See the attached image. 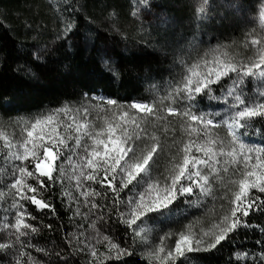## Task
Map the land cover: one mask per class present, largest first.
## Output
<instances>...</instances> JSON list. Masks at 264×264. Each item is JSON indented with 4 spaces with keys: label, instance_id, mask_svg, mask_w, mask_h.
<instances>
[{
    "label": "trees",
    "instance_id": "16d2710c",
    "mask_svg": "<svg viewBox=\"0 0 264 264\" xmlns=\"http://www.w3.org/2000/svg\"><path fill=\"white\" fill-rule=\"evenodd\" d=\"M261 5L262 0H0V129L12 135L21 129L19 122L34 121L64 106L81 114L88 108V116L93 117L100 113L99 100L93 99L99 97L124 106L156 103L160 109L171 106L180 111L191 103L196 114H208L219 123L232 111V100L226 102L225 97L235 73L213 86L210 95L219 99L201 95L194 102L175 97L174 103L159 102L181 81L186 65L202 57L210 59L213 50L229 51L240 61L255 58L250 41L264 35L259 23ZM200 7L203 14L198 12ZM69 23L73 27L66 32ZM262 86L264 81L246 77L243 94L249 101L264 99L258 95ZM159 114L165 119L148 117L154 126H147L163 145L154 174L165 172L188 138L180 117L168 116L166 111ZM212 133L230 147L226 126L221 124ZM238 134L248 146H264V118L250 121ZM5 151H0V191L9 193L12 165L4 161ZM66 169L71 174L70 167ZM234 171L231 167L229 173L221 170L222 180H212V196L201 197L196 189L192 196H180L170 214L146 219L141 227L149 231L150 242L158 243L160 236L178 232L189 222H198V229L217 222L233 206L229 201L237 186L228 182L239 178ZM30 183L38 187L35 181ZM81 184L101 193L88 198L98 205L96 209L90 203L85 206L75 180L68 178L48 182L39 193L54 212L21 201L35 217L27 222L37 231L27 230L28 235L20 238L22 246L15 242L12 230L0 228V243L13 244L0 250V264H16L21 251L25 253L21 264H28V255L33 264H89L93 258L85 244L94 243L90 238L97 231L129 252L119 261L101 258L102 264H149L143 258L147 246L120 222L114 194L98 183L82 179ZM65 192L77 199L69 200ZM131 194L125 190L120 198ZM256 196L264 200V194L253 190ZM12 199V195L0 199V224L14 222ZM243 219L247 226L239 227L214 249L189 254L184 264H264V208ZM167 243L174 245V240ZM96 248L107 252L105 244Z\"/></svg>",
    "mask_w": 264,
    "mask_h": 264
},
{
    "label": "snow or ice",
    "instance_id": "6c2138e0",
    "mask_svg": "<svg viewBox=\"0 0 264 264\" xmlns=\"http://www.w3.org/2000/svg\"><path fill=\"white\" fill-rule=\"evenodd\" d=\"M198 12L203 14L204 8L200 7ZM259 23L264 32V0L259 9ZM72 27L69 23L66 32H70ZM250 45L255 49V58L250 56L240 61L229 51L216 49L210 59L202 57L186 65L181 81L159 102L163 104L164 100H172L174 103V97L194 102L201 95L219 99L210 95L213 86L235 73L236 78L226 89L225 97L226 102L231 98L232 111L219 123L208 114H196L191 103L180 111L171 106L160 109L156 103L133 102L124 106L116 100L99 97L93 98L99 100L97 107L104 113L103 116L97 114V119L102 121L99 125L89 119L88 108H84L81 114L79 109L64 106L34 121L19 122L22 127L18 138L9 135L6 129H0V151L6 150L3 159L12 165V180L8 185L11 192L0 191V199L12 195L10 207L15 210L14 222L0 224V228L12 230L15 242L23 246L20 238L28 235L27 230L35 233L37 229L27 222L35 217L21 201L30 202L38 210L52 209L54 212L52 205L39 193L47 188L48 182L62 178L75 180L77 190L85 198V206L90 203L91 209L98 205L88 198L101 193L85 187L81 180L106 186L114 194L113 206L120 222L147 246L143 258L149 264H184L189 254L214 249L239 227L247 226L243 218L248 217L251 211L264 208V200L259 196L253 197V190L264 194V146L246 145L240 140L238 130L249 127V122L258 117L264 118V99L249 101L242 87L246 77L264 81V35L251 39ZM244 46L249 47V44ZM109 70L115 74L114 69ZM258 95L264 98V86ZM112 108L116 111L112 112ZM160 111L180 117L182 130L188 138L171 157L165 172L154 174L163 145L155 131L148 132L147 126L150 123L154 126L148 117L165 119ZM221 124L226 126L231 137L230 147L212 133V129ZM177 156H180L179 160ZM30 165L34 167L30 168ZM66 165L70 167L71 174ZM230 167L235 170L233 175L239 178L228 182L236 185L237 190L232 192L229 203L233 206L227 213L211 227L200 226L198 229V222H189L178 232L160 236L158 243L150 242L149 231L141 227L146 219L170 214L180 196H192L196 189H199L201 197L212 196V180H222L219 176L221 170L229 173ZM30 181H35L38 187ZM125 190L132 194L121 199ZM64 194L69 200L77 199L71 192ZM121 205L124 210H121ZM196 206H199V198ZM77 214H80L79 208ZM91 227L95 228L94 221ZM90 239L94 243L85 244L93 258L89 264H102L101 258L119 261L129 255L128 249L98 231ZM169 240H174V245L170 246ZM97 244H105L107 252H98ZM12 246V243H0V250ZM24 255L21 251L16 264H21L20 258ZM237 259L241 257L238 255ZM28 264H33L31 255H28Z\"/></svg>",
    "mask_w": 264,
    "mask_h": 264
},
{
    "label": "rangeland",
    "instance_id": "374dc122",
    "mask_svg": "<svg viewBox=\"0 0 264 264\" xmlns=\"http://www.w3.org/2000/svg\"><path fill=\"white\" fill-rule=\"evenodd\" d=\"M111 111L114 112V111H116V110L111 109ZM133 111H134V110H133ZM99 115H100V116H103L104 113H101V112H100ZM89 119L95 121L98 125L102 123L101 120H98V119H97V115H95V116H93V117H89ZM20 131H21V129H19L18 132L12 133V135H14V136H16V137L18 138L19 135H20ZM172 245H173V244H172ZM170 246H171V245H170Z\"/></svg>",
    "mask_w": 264,
    "mask_h": 264
}]
</instances>
